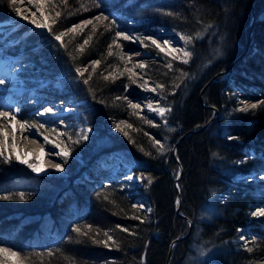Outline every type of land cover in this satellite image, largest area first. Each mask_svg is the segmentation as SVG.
<instances>
[{"label": "trees", "instance_id": "obj_1", "mask_svg": "<svg viewBox=\"0 0 264 264\" xmlns=\"http://www.w3.org/2000/svg\"><path fill=\"white\" fill-rule=\"evenodd\" d=\"M251 2L254 17L249 0H44L51 32L19 19L5 24L11 27L2 49L13 52L18 65H30L24 75L62 79L64 91L80 100L79 118L91 132L84 140L62 127L58 141L70 147L62 174L34 173L0 147L12 156L10 163L0 157V197H12L0 199V246L18 252L24 264H264V216L251 213L264 206V0ZM13 7L0 0V22ZM101 13L109 19L98 23L94 17ZM87 17L92 24L83 31L55 39ZM154 26L193 37L187 44L182 39L193 53L189 63L145 46L159 59L146 61L145 69L127 68L119 57L133 44L116 32ZM145 81L155 87L153 96L142 87ZM157 96L171 109L164 117L130 106ZM240 99L258 102L241 106ZM36 107L22 96L18 118L33 120ZM69 115L61 118L70 121ZM127 165L143 177L129 188ZM242 231L249 237L244 245ZM105 232L115 241L109 247L98 243L107 239Z\"/></svg>", "mask_w": 264, "mask_h": 264}, {"label": "rangeland", "instance_id": "obj_2", "mask_svg": "<svg viewBox=\"0 0 264 264\" xmlns=\"http://www.w3.org/2000/svg\"><path fill=\"white\" fill-rule=\"evenodd\" d=\"M37 0H32L30 3L29 0H15V6L13 7L11 16L8 20L0 22V72H4L0 74V102L5 105H0V111L3 113V116L0 118V131L7 133V140L4 141L1 148H3L7 153H11L19 155L22 159H27L29 163H35L37 166L42 167L45 171L34 172V173H48L50 171H54L56 173H64L63 171H58L52 165L61 164L63 169L64 163L63 159H65L61 155H56L59 153L61 148H65V150L69 151L70 147L68 145H63L62 142H59L58 139L61 138V134L64 133V127H68L69 130L75 129L76 133L79 135L88 134L91 132V128L83 123L79 118V110L76 107V104L80 102V100H75V98L71 97L64 91V82L60 78H52L48 77V75L41 76H26L24 72L26 70L23 67L30 68V65L27 63L17 64L15 55L13 52L8 51L5 52L2 49V44L6 39L5 30L7 26L4 27L5 24L11 23L13 19H19L24 21L25 23H32L31 21L35 19L36 23H44V17L41 15L39 11L36 10ZM41 6L43 7L44 15L47 16L45 11L44 0H41ZM18 9L22 15H19L16 10ZM97 16V15H96ZM23 17H27L24 19ZM93 17H87L84 21H90ZM127 35L131 36L133 39L129 40L133 45L131 48L127 50L121 49L122 56L124 57L123 61L128 65L127 68L133 69V64L145 63L148 60L159 59L150 49L145 48V46L153 47L154 50L160 51L159 48L155 47L152 44V40H156L157 43L166 49L175 48L177 49L174 52L176 55L181 56L184 49L182 45V38L180 34L175 33L171 30H167L160 26L149 27L145 30L140 31L139 33H127ZM164 41H168V44L165 45ZM129 57L131 58V63L128 62ZM138 68V67H136ZM12 75V76H11ZM9 77L11 79L9 80ZM155 87L146 86V90L153 96L156 93L152 91ZM45 89V90H44ZM25 91L24 96L22 93ZM44 91V92H43ZM50 94H49V93ZM46 94L48 97H52L53 100L47 102L43 101ZM25 100L29 98L32 103H37V107L35 110V118L20 120L18 118V112L16 109L18 108L19 103L22 100V96ZM54 95V96H53ZM29 96V97H28ZM159 96L156 97V100L150 101L148 99H137L132 101L131 103L139 104V110H146L157 117H161L157 112L150 111L148 109V105L152 104L154 108L156 107H165L159 101ZM241 106H252L258 102V100H238ZM51 108V112H46L45 110ZM6 113V115L4 114ZM71 114V116H67V118L71 119L70 121H65L61 117L64 114ZM15 119H12V117ZM50 118L53 124L47 123V120ZM27 122L29 125H36V127H26L24 131L26 136L28 134L29 144H24L21 142V136L17 129H19V125L16 123ZM124 124H128L127 120H121ZM110 125L107 122V125ZM42 125V127H41ZM57 129V130H56ZM90 129V131H88ZM112 132V130L108 129V132ZM68 134V132H66ZM51 138H50V137ZM44 137H48V140L51 143L45 142ZM4 138L0 137V141H3ZM13 143L15 144V148L12 147ZM59 144L60 147H56L55 145ZM63 146V147H62ZM40 149V150H39ZM41 149H43V155L40 154ZM174 151V150H173ZM175 152V151H174ZM40 154V155H39ZM46 155V156H45ZM38 157V159H37ZM40 157V158H39ZM174 158L176 156L174 155ZM46 163V164H45ZM104 163V162H103ZM105 164V163H104ZM131 165H127L125 168V175L123 177L126 181V188L131 187V182L139 183L140 175L131 170ZM132 176V180H128L127 177ZM261 175L257 174L255 179H258ZM86 175L84 176V178ZM264 177V175H263ZM137 206L143 205L141 203H136ZM147 209V207H145ZM259 210H264V206H255L253 207L251 213L258 212ZM257 216H260L257 214ZM254 223V222H252ZM255 224H248L247 227H253ZM244 237V239H241ZM239 241L244 245L246 241L249 239L247 234L242 231L239 232L238 236ZM1 247V246H0ZM263 262V261H261ZM0 264H16V258L8 255L7 253H0Z\"/></svg>", "mask_w": 264, "mask_h": 264}, {"label": "snow or ice", "instance_id": "obj_3", "mask_svg": "<svg viewBox=\"0 0 264 264\" xmlns=\"http://www.w3.org/2000/svg\"><path fill=\"white\" fill-rule=\"evenodd\" d=\"M8 2L11 5L15 6V0H8ZM29 2L31 3L32 0H29ZM62 3H66V0H62ZM98 6L99 5H97V7ZM82 7H83V5H82ZM14 10H16L19 15H22V13H20L18 9H14ZM36 10L39 11L41 13V15L44 17L45 23H36L35 19H33L31 21L32 24L35 27H37V28H45V29H47L48 31L51 32L52 29H51L50 25L47 23V21H48L49 18H48V16H45L44 15L43 7L41 6V0H37ZM85 10H87V8H85ZM60 15H61V13L59 11H56L55 12V17H60ZM23 18L24 19H27V17H23ZM108 19H109V17L103 15V13H101L100 15H97V16L94 17V20L96 22H98V23L99 22H102V21H106ZM53 22H55V21L53 20ZM88 24H92V21L90 20V21L85 22L83 25H77L75 27L69 28V29H67L66 32H61L60 34L56 35L55 36V39L57 41H61L62 36L67 35L68 33H77L78 31H83V28L86 27ZM109 30H110V28H109ZM92 31H93V33H95V31H96V25L95 24L92 25ZM115 36H116V38H122L123 40H131V39H133L131 36H129V35L123 33V32H120V31H117L116 34H115ZM116 38L113 39V41H112L113 44H117V39ZM181 38L185 40L186 44L187 43H191L193 41V37L192 36H186V37H181ZM195 38H197V39L200 38V34L197 33ZM89 39H91V37H89L88 39H85L83 41V44L79 46V49L78 50L80 52H83L84 51V45H87L89 43ZM152 44L155 45V47L159 48L161 52H165L166 55H169V56H172V54L177 51V49H175V48L166 49L164 47H161V45L159 43H157L156 40H152ZM164 44L167 45L168 44V41H164ZM181 51L183 52V56L182 57H173V58L174 59H180V62L181 63H184V64L189 63V60L191 59L193 53L190 50H188L187 48L182 49ZM108 55L109 56L113 55L112 45H109ZM119 59L121 61H123L124 57L123 56H120ZM128 62L131 63V58L130 57H129ZM99 63H100L99 60H96V61L93 62V71H95V65H98ZM136 67H139L140 69H145L147 67V65L146 64H143V63H140L138 65L137 64H133V68H136ZM168 67L170 69L172 68V64L170 62L168 64ZM76 71H77V73H80L81 75H83V72L81 71L80 68H77ZM84 71H87V69L85 68ZM125 71H128L129 72V77L130 78H131L132 75H134V73L132 71H130V70L125 69ZM123 74H124L123 72L120 73V75H123ZM182 75H184V74H182ZM103 78L105 80H108L109 79V76H104ZM111 78L113 80L116 79L115 76H113ZM135 82H136L135 80H132V83H135ZM0 83H3V81H0ZM83 83L87 84L88 83V80L85 79L83 81ZM146 86H147V81H145V83H144V85H142V87H146ZM157 87L158 88H163L164 86L163 85H157ZM155 90H156L155 88L152 89V91H155ZM130 106L134 110L140 108V105L139 104H131V102H130ZM147 107H148V109L150 111L157 112L161 117H164L166 115V113H168V112L171 111L170 108H165V107H156V108H154L152 104H149ZM252 107H255V105H253ZM238 110L239 111H246V109H244V108H241V109H238ZM16 111L18 112L19 111V108H17ZM45 111L46 112H51L52 109L51 108H48ZM12 119H15V117L13 116ZM146 122L147 123H151V121H146ZM16 123L19 125L20 129H24L26 127H32V128L36 127V125H29L27 122L17 121ZM41 127H42V125H41ZM115 127H116V130L117 131L124 132V135L125 136L128 135L127 131H125L124 128H122L120 124H116ZM88 131H90V129ZM0 137H3L4 138L3 141H0V147H2L4 141L7 140V133H5L3 131H0ZM87 138H88L87 137V134H84V135L81 136V139L86 140ZM44 140H45V142L51 143V141L48 140V137H44ZM75 142L78 143L79 141H75ZM154 143L159 146L158 147V151L160 153H163L165 151L164 145L159 140H155ZM55 146L58 147V148L60 147L59 144H56ZM12 147L15 148V144L14 143H13ZM141 150H143V149H141ZM41 151H43V149H41ZM56 155L63 156L65 158V161H66V158L68 157L69 152L67 150H65V148H61L60 152L59 153H56ZM0 157H3L4 158V162L5 163H10L11 162V159H12V156L11 155L5 156L3 150H0ZM15 159L17 161H19L20 163L27 164V166L29 168H31L34 172L45 171L44 168L37 166L35 163H29L27 159H22L19 155H16L15 156ZM37 159H38V157H37ZM52 167H54L58 171H63L64 170L63 167L61 166V164H54V165H52ZM127 179L128 180H132L133 177L132 176H128ZM137 179H141L142 180L143 177L142 176L141 177H137ZM151 182H152L151 179H149L148 180V183L151 184ZM11 198L12 197H10V196L0 197V199H11ZM19 198L20 199H24L25 198L24 195H23V193L20 194ZM105 199H107V197H105ZM133 207H136V205H133ZM140 207L141 208H144V205H140ZM148 211L150 212L151 209H148ZM257 214L260 215V216H264V210H259L258 212L253 213V215H257ZM136 218H138V217H136ZM123 230L124 231H128L127 229H123ZM74 231L77 232V233H81V229L80 228H75ZM82 234L83 235H87V233H82ZM104 235L107 237V239L106 240H102V241H98V243L103 244L105 247H109L110 246V242L111 243H115V241L113 239V236L110 235L108 232H105ZM241 239H244V237H241ZM94 242H96V241H94ZM248 250L251 251V249H248ZM0 253H7L10 256L17 257L16 264H24V259L20 257V254L18 252L10 251L7 248L0 247ZM49 255H52V253L50 252Z\"/></svg>", "mask_w": 264, "mask_h": 264}, {"label": "water", "instance_id": "obj_4", "mask_svg": "<svg viewBox=\"0 0 264 264\" xmlns=\"http://www.w3.org/2000/svg\"><path fill=\"white\" fill-rule=\"evenodd\" d=\"M252 2H251V0H249V5H250V7H252ZM254 16V15H253ZM252 21H253V17H252V20H251V22H250V28H251V25H252ZM250 30V29H249ZM249 35H250V31H248V35H247V38H246V40H245V49L248 47V45H249ZM244 49V50H245ZM243 50V51H244ZM240 56V54L239 55H237V57H235L234 59H233V61L231 62V64H229V66H228V68L227 69H229L231 66H232V64H233V62L238 58ZM201 94H202V89L200 90V92H199V95H198V97H199V99L201 100ZM213 114H212V116H215L216 114H217V109L215 108V107H213ZM205 124L206 123H203L202 124V127H204L205 126ZM183 136V135H182ZM181 136V137H182ZM180 137V138H181ZM172 154H173V156L175 155V152L174 151H172ZM176 160H177V158H175ZM181 175V169H180V171H179V173H178V175L176 176V179L179 177ZM177 194L179 195V190L177 189ZM179 208H180V202L178 203V205L176 206V208H175V211L176 212H178L179 211ZM190 226H189V228H188V231H187V233H185L184 235H181V236H178V237H176L177 239L178 238H183V237H185V236H187L188 235V233L190 232Z\"/></svg>", "mask_w": 264, "mask_h": 264}, {"label": "bare ground", "instance_id": "obj_5", "mask_svg": "<svg viewBox=\"0 0 264 264\" xmlns=\"http://www.w3.org/2000/svg\"><path fill=\"white\" fill-rule=\"evenodd\" d=\"M251 5H252V4H251ZM251 8H252V10H253V15H254V9H253V6H252ZM253 17H254V16H253ZM251 26H252V25H251ZM249 45H250V44H249ZM249 45H248V47H249ZM248 47H247V48H248ZM247 48H246L245 50H247ZM245 50H244V51H245ZM242 54H243V51L240 53V56H239L236 60H238V59L241 57ZM238 55H239V54H238ZM236 57H237V56H236ZM236 60H235V61H236ZM235 61H234V62H235ZM234 62H233V63H234ZM1 73L3 74L4 72L2 71V72H0V74H1ZM11 76H12V75H11ZM10 79H11V77H9V80H10ZM44 90H45V89H44ZM43 92H44V91H43ZM48 93H49V92H48ZM49 94H50V93H49ZM43 95L45 96V99H44L43 101H47V102H49V101L53 100L52 97H48V96H46L45 93H44ZM53 96H54V95H53ZM0 105H5V104L0 102ZM4 114H6V113H4ZM1 116H3V113L0 111V118H1ZM205 125H206V124H205ZM17 130H18L19 133H20V136H21V142L24 143L25 145H26V144H29V139H30V138H29V139L27 138V137H28V134H27V136H26V133H25L24 129H20V128H19V129H17ZM182 137H183V136H182ZM182 137H181V138H182ZM181 138H180V139H181ZM39 150H40V149H39ZM43 153H44L43 151H40V154L43 155ZM40 154H39V155H40ZM45 156H46V155H45ZM39 158H40V157H39ZM45 164H46V163H45Z\"/></svg>", "mask_w": 264, "mask_h": 264}]
</instances>
